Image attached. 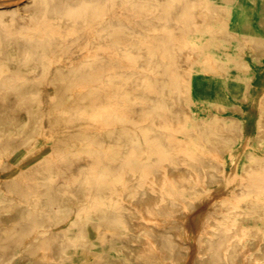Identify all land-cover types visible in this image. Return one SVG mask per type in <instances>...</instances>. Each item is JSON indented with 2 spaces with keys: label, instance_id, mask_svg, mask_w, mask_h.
Returning a JSON list of instances; mask_svg holds the SVG:
<instances>
[{
  "label": "bare ground",
  "instance_id": "obj_1",
  "mask_svg": "<svg viewBox=\"0 0 264 264\" xmlns=\"http://www.w3.org/2000/svg\"><path fill=\"white\" fill-rule=\"evenodd\" d=\"M259 101L264 0H0V264H264Z\"/></svg>",
  "mask_w": 264,
  "mask_h": 264
},
{
  "label": "rangeland",
  "instance_id": "obj_2",
  "mask_svg": "<svg viewBox=\"0 0 264 264\" xmlns=\"http://www.w3.org/2000/svg\"><path fill=\"white\" fill-rule=\"evenodd\" d=\"M260 76H263V72H260ZM226 94V93H225ZM259 95H260V93H258L256 96H257V98L259 97ZM226 96H228L227 94H226ZM44 99V100H43ZM46 99V100H45ZM214 99H216V97H213V95L211 96V97H209L208 98V100L206 99L205 100V102L207 103V104H209V103H211L212 102V100H214ZM217 99H219V98H217ZM42 100H43V102H46L47 100H48V98H46V97H44V98H42ZM258 106H260L259 108H264V104H262L260 101L258 102ZM262 106V107H261ZM250 118V116H249V122H247L249 125H248V129H247V132H249V133H252L253 131H254V129H255V126H256V123H255V119L253 120V119H251ZM187 126H191V124H190V122H188L187 124H186ZM244 143V142H243ZM248 146H246V144H243V145H240V146H238V147H234L233 148V152H227V153H225L224 155H223V160H224V162H223V165H224V168H225V172H229L230 171V165H229V163L231 162V159L233 158V159H236L237 161H235L236 163L235 164H237L238 166H239V164L242 162V160H244V151L246 150V148H247ZM254 151H257V152H259L258 153V158H264V146L262 147V148H255L254 147V149H253ZM240 152V153H239ZM243 152V153H242ZM230 154V155H229ZM236 155V156H235ZM239 156V157H238ZM241 156V157H240ZM219 158V156H215V158ZM239 159V160H238ZM230 164H232V163H230ZM239 173V170L236 168V170H235V174H238ZM189 183H191V182H189ZM189 183H187V182H185V184L187 185V186H189ZM183 185V188H184V184H181V186ZM184 197H186V198H189L190 196V194L189 193H187V192H185L184 194ZM195 198H198L195 194H192ZM205 195V194H204ZM210 195V193L208 194H206L205 196H203V194H202V196L203 197H205V198H203V199H206V196H207V198H208V196ZM213 195H214V198H216V197H219V198H227V197H235L232 193H227V192H225L224 190H222V191H218L217 193H213ZM261 194H259V197L258 198H260L261 196H260ZM196 206L197 207H206L207 205L205 204V203H201V202H196ZM220 206V207H219ZM218 207H217V209L216 210H218V213L219 214H223L222 216H223V218H218L219 220V222L220 223H226L227 222V218H228V220H229V218H230V215L231 214H229L228 213V210H227V208L225 207V205L224 206H222V205H219ZM222 207V208H221ZM222 209V210H221ZM251 209V208H250ZM263 220V219H262ZM264 221V220H263ZM233 222H234V224H241V226L243 227V226H245L246 225V221L245 220H243V219H240V217H237V218H234V220H233ZM66 253L67 254H70L71 253V250L70 249H68V250H66ZM73 259L74 260H77V257H73Z\"/></svg>",
  "mask_w": 264,
  "mask_h": 264
}]
</instances>
